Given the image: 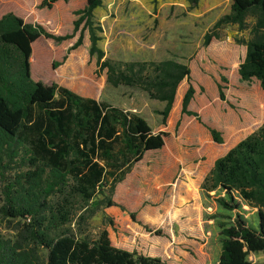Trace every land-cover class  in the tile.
Wrapping results in <instances>:
<instances>
[{
	"label": "trees",
	"instance_id": "1",
	"mask_svg": "<svg viewBox=\"0 0 264 264\" xmlns=\"http://www.w3.org/2000/svg\"><path fill=\"white\" fill-rule=\"evenodd\" d=\"M57 1L41 0L39 6L49 8ZM101 3L85 0L75 10L71 33L64 35L11 12L0 17V224L13 231L11 237L0 235V264H171L114 246L106 228L90 230L98 211L117 205L111 197L116 185L146 151L164 145L167 132H154L138 113L30 76L29 58L38 37L60 42L77 34L69 47L73 50L87 29L88 54L96 56V72L105 71L107 84L136 87L164 102L156 112L165 123L185 79L181 112L198 118L188 109L194 88L187 62L104 58L92 19ZM226 25H236L239 32L249 29L248 39L234 38L245 46L238 74L242 80L256 78L264 91V0H231L229 11L203 34L202 45L220 39ZM217 88L224 99L221 85ZM207 129L222 143L217 129ZM200 189L207 196L216 191L215 202L233 211L227 223H219L224 237L217 264H261L247 255L264 251V121L214 160ZM243 204L256 208L255 225L244 216Z\"/></svg>",
	"mask_w": 264,
	"mask_h": 264
},
{
	"label": "rangeland",
	"instance_id": "2",
	"mask_svg": "<svg viewBox=\"0 0 264 264\" xmlns=\"http://www.w3.org/2000/svg\"><path fill=\"white\" fill-rule=\"evenodd\" d=\"M230 1L102 0L93 10L92 19L98 27L95 32L100 37L97 45L104 58H170L189 64L194 94L188 109L198 118L181 112V99L188 86L184 79L178 85L182 88L175 94L176 107L169 124L163 123L156 112L162 102L148 98L136 87H113L106 83L104 70L96 72V56L88 54L87 29L82 43L73 50L69 47L77 34L60 42L44 36L34 41L35 54L31 60L32 47L29 58L32 80L55 82L82 96L132 109L154 131L167 132L165 148L153 154L146 152L134 166L130 182L116 185L111 197L117 205L102 208L90 219L92 233L106 228L120 245L151 251L171 264H217L224 237L219 223H227L233 211L215 202L216 191L205 195L200 184L222 150L235 145L264 121V91L259 81L242 80L238 74L245 46L234 38L248 39L249 29L239 32L236 25H226L220 30V39L202 45L203 34L229 11ZM40 2L0 0V17L11 12L26 22L40 24L50 33L64 35L72 31L75 10L85 4V0H58L48 8L39 6ZM247 23H253L251 16ZM53 63L59 65L54 67ZM218 84L224 99L219 98ZM208 127L220 132L222 143L212 139ZM242 212L256 224V208L243 204ZM0 235L11 237L13 231L0 224ZM247 258L264 264V251L250 252Z\"/></svg>",
	"mask_w": 264,
	"mask_h": 264
},
{
	"label": "crops",
	"instance_id": "3",
	"mask_svg": "<svg viewBox=\"0 0 264 264\" xmlns=\"http://www.w3.org/2000/svg\"><path fill=\"white\" fill-rule=\"evenodd\" d=\"M177 93V92H176ZM179 94V91H178V93H177V95ZM176 96V95H175ZM94 98V97H93ZM96 99V98H95ZM175 99V98H174ZM158 101V100H157ZM159 102H162V101H159ZM175 101H173V104H172V108H171V110H170V112H169V114H168V116H167V118H166V122L169 124V122H171L172 123V119H171V115H172V110L174 109L175 110V108H173L174 106H175V103H174ZM163 103V106H164V102H162ZM163 106L162 105H160L158 108H156V110H161L162 108H163ZM120 107H122V108H124L125 110H130V111H132V112H135V111H133L132 109H129V108H125V107H123V106H120ZM176 107V106H175ZM135 113H138V112H135ZM139 114V113H138ZM139 115H141V114H139ZM142 116V115H141ZM143 117V116H142ZM145 119V118H144ZM151 126V125H150ZM152 128V127H151ZM153 130V129H152ZM154 131V130H153ZM154 132H157V131H154ZM166 137V136H165ZM167 145V142L165 141L164 142V145L161 147L162 149L163 148H165V146ZM160 148V149H161ZM170 148V150H171V152L173 151V149H172V147L170 146V147H168V149ZM216 150V147L214 148V147H211V150ZM229 148H225L224 150H222V153L224 154L227 150H228ZM220 151V150H219ZM146 152H148L149 154H153V153H155V152H158L157 151V149H154V150H149V151H146ZM145 152V153H146ZM218 152V151H217ZM144 153V154H145ZM173 154H174V152H173ZM222 154V155H223ZM144 156V155H143ZM143 158V157H142ZM137 163V162H136ZM136 163L131 167V169H130V171L125 175V178L122 180L123 181V183H125L126 181H128V182H130V178H131V175H133V173H134V166L136 165ZM121 181V182H122ZM121 182H119V183H121ZM118 183V184H119ZM117 184V185H118ZM129 184V183H128ZM110 207H112V206H110ZM110 207H107V208H110ZM106 208V209H107ZM108 234H109V232H108ZM109 238H110V240H111V243L114 245V246H116V247H120V248H123V249H126V250H129V251H133V250H136L137 252H139V253H142V254H144V255H150V256H158V257H160L161 259H163L160 255H153V253H151V251H149V252H144V251H140L139 249H128V248H126V247H124L123 245H120L116 240H113L112 238H111V236H110V234H109ZM144 241H145V243H147V241H148V239L146 238H144ZM164 260V259H163ZM166 261V260H165ZM168 262V261H167Z\"/></svg>",
	"mask_w": 264,
	"mask_h": 264
}]
</instances>
